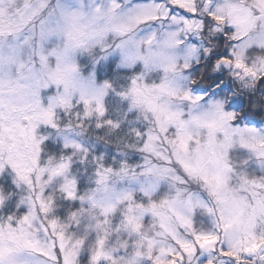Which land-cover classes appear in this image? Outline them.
<instances>
[{
    "label": "snow or ice",
    "instance_id": "1",
    "mask_svg": "<svg viewBox=\"0 0 264 264\" xmlns=\"http://www.w3.org/2000/svg\"><path fill=\"white\" fill-rule=\"evenodd\" d=\"M0 264H264V0H0Z\"/></svg>",
    "mask_w": 264,
    "mask_h": 264
}]
</instances>
